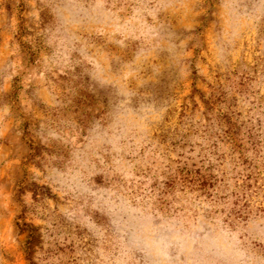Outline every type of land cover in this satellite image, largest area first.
I'll return each instance as SVG.
<instances>
[{
	"label": "rangeland",
	"instance_id": "rangeland-1",
	"mask_svg": "<svg viewBox=\"0 0 264 264\" xmlns=\"http://www.w3.org/2000/svg\"><path fill=\"white\" fill-rule=\"evenodd\" d=\"M0 264H264V0H0Z\"/></svg>",
	"mask_w": 264,
	"mask_h": 264
}]
</instances>
